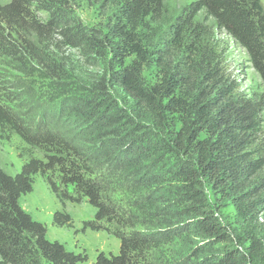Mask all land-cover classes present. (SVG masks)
<instances>
[{"label":"trees","instance_id":"16d2710c","mask_svg":"<svg viewBox=\"0 0 264 264\" xmlns=\"http://www.w3.org/2000/svg\"><path fill=\"white\" fill-rule=\"evenodd\" d=\"M34 1L0 2V49L9 55L17 54L14 37L21 32L58 26L66 37L71 35L66 29L74 21L66 0H55L54 6L39 4L50 16L46 24L32 13ZM165 13L164 0H119L109 34L116 40L117 53L136 60L132 67L122 68L117 81L158 128L169 125L168 115L182 117L181 127L171 132L165 145L172 143L175 153L186 156L175 172L182 182L185 213L198 220L196 226L205 229L203 234L225 244L220 263L264 264V93L244 95L237 79L220 68L217 58L198 52L199 41L206 35L204 24L224 31L244 49L264 87V5L262 0H193L172 23L171 37L163 48L150 51L155 26L163 22ZM150 60L156 61L158 81L147 89L139 81L143 65ZM185 68L190 69L188 75ZM194 69L200 74H194ZM0 133L17 134L30 147L58 153L45 159L31 156L15 174L0 167V264H80L89 259L86 252L76 253L47 239V225L22 208L20 199L33 191L38 174L62 203V209L53 213L54 226L73 229L75 221L66 203L81 204L85 199L95 215L81 231L111 230L104 223L126 225L125 215L110 200L115 186L108 188L107 181L95 177L89 166L96 151L71 143L57 125L31 126L2 103ZM54 170L63 188L48 176ZM202 178L216 195L231 201L234 222H222L223 214L217 216L209 208ZM114 234L120 239L119 252L102 251L93 264H152L148 257L155 236L118 229ZM211 248L207 243L200 252Z\"/></svg>","mask_w":264,"mask_h":264},{"label":"rangeland","instance_id":"374dc122","mask_svg":"<svg viewBox=\"0 0 264 264\" xmlns=\"http://www.w3.org/2000/svg\"><path fill=\"white\" fill-rule=\"evenodd\" d=\"M54 1L33 2L32 13L40 24H46L50 16L39 4L54 6ZM66 1L74 21L66 29L71 37L61 33L63 27H38L14 37L17 54L0 49V103L31 126L57 125L71 143L84 151H96L89 166L95 177L107 181V187L115 186L110 200L125 215L126 225L104 223L111 230L81 231L84 222L95 215L94 207L85 199L81 204L66 203L75 221L73 229L54 226L53 213L62 209V203L40 174L34 178L33 191L21 197L22 208L47 225V239L61 242L70 251L86 252L89 259L80 264H93L102 251L117 254L120 239L114 234L116 229L155 236L151 242L155 247L148 257L152 264H221L225 244L203 234L205 229L196 226L198 220L185 213L182 182L175 172L186 156L175 153L172 143L165 145L171 132L181 127L182 117L168 115L169 125L158 128L149 116L142 115L143 107L117 81L122 68L132 67L136 60L135 56L117 53L116 40L109 34L119 0ZM192 1L164 0L166 13L163 22L155 26L157 35L150 51L163 48V42L171 37L172 23ZM203 29L206 35L199 41L198 52L217 58L220 68L237 79L244 95L263 94L261 79L244 49L224 31L207 24ZM185 69L188 75L190 69ZM194 70V74H200ZM157 81L158 67L155 60H150L143 65L139 82L149 89ZM261 116L264 140V111ZM48 154L58 155L28 146L17 134L0 133V167L11 174L19 172L29 157L45 159ZM48 176L61 185L57 171H49ZM202 181L209 208L217 216L223 214L222 222H234L231 201L216 195L206 179ZM140 201L141 207H137ZM207 243L213 248L200 252Z\"/></svg>","mask_w":264,"mask_h":264}]
</instances>
